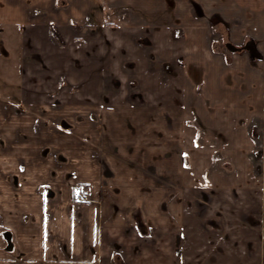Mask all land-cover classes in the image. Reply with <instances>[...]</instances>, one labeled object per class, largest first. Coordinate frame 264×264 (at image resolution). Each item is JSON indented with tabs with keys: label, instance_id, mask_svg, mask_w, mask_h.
<instances>
[{
	"label": "crops",
	"instance_id": "0c3cea01",
	"mask_svg": "<svg viewBox=\"0 0 264 264\" xmlns=\"http://www.w3.org/2000/svg\"><path fill=\"white\" fill-rule=\"evenodd\" d=\"M171 1L0 0V264H264V0Z\"/></svg>",
	"mask_w": 264,
	"mask_h": 264
},
{
	"label": "rangeland",
	"instance_id": "374dc122",
	"mask_svg": "<svg viewBox=\"0 0 264 264\" xmlns=\"http://www.w3.org/2000/svg\"><path fill=\"white\" fill-rule=\"evenodd\" d=\"M186 1L188 3L189 7H192L193 9H195L198 14L202 12L201 6L198 3L199 0H175L173 2L174 3L178 2L179 4L180 3L185 4ZM242 1L245 2V0H242ZM170 4H172L171 0H113V1L112 0H102V2L100 4L99 13L101 16L106 17L107 9H109V10H111L112 8L117 9V7H120V6H125L124 9H126L128 6L129 8H131V10H135L136 13L127 15L126 10H125V14L122 15L124 17V19L127 18L129 21V24L136 25V26H143V25H147L149 23H153V22H155V20H157L159 22L161 20H163V22H165L166 20H164L163 18H170V14L168 13L170 11ZM57 7L58 8L64 7V4H61V1H60L57 4L51 6L52 9H54V8L57 9ZM242 11H244V10L242 9L241 12ZM241 12L238 14V17L242 19L244 17L242 15L243 12L242 13ZM160 23H162V22H160ZM168 23H170V22H168ZM136 33H138V32H136ZM153 33L154 32H149L148 36L150 38L148 37V39H151ZM134 39H138V38L134 37ZM244 47L246 50L247 46H244ZM12 53H14V59H15L16 56H18V50H16V47H14V51ZM131 68H132L131 70H127L129 75L131 76L130 80H132V81L135 80L137 82L136 72H135L133 67H131ZM163 71L165 73V70H163ZM128 82L126 84V87H129V92L131 95L135 94V92H136V95L134 97V98H136L138 96L137 95V93H138L137 89L138 88L135 89L133 87H130ZM136 82L131 84V85L137 86ZM129 98L130 97L128 95V99ZM258 144L261 146H264L263 142H259ZM260 150H264V147L260 148ZM59 161H60V159L56 158V162H55L56 166L58 165ZM39 193L48 194V192H44V191H39ZM88 194H89V191L88 190L86 191L84 186L78 185L77 194L75 195V201L78 202L79 204L88 203L90 200L89 199L90 197ZM79 196H81V198H82L81 200H79Z\"/></svg>",
	"mask_w": 264,
	"mask_h": 264
},
{
	"label": "built area",
	"instance_id": "2783aa9c",
	"mask_svg": "<svg viewBox=\"0 0 264 264\" xmlns=\"http://www.w3.org/2000/svg\"><path fill=\"white\" fill-rule=\"evenodd\" d=\"M258 143L259 142H257V144H256V146L258 147V149L262 148L263 146L259 145ZM81 199H82L81 196H79V200H81Z\"/></svg>",
	"mask_w": 264,
	"mask_h": 264
},
{
	"label": "flooded vegetation",
	"instance_id": "af4514ba",
	"mask_svg": "<svg viewBox=\"0 0 264 264\" xmlns=\"http://www.w3.org/2000/svg\"><path fill=\"white\" fill-rule=\"evenodd\" d=\"M264 147V146H263Z\"/></svg>",
	"mask_w": 264,
	"mask_h": 264
}]
</instances>
